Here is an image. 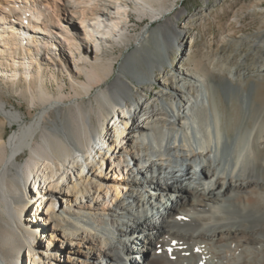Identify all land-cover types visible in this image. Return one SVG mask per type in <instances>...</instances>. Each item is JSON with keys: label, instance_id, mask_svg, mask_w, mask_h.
Returning <instances> with one entry per match:
<instances>
[{"label": "bare ground", "instance_id": "obj_1", "mask_svg": "<svg viewBox=\"0 0 264 264\" xmlns=\"http://www.w3.org/2000/svg\"><path fill=\"white\" fill-rule=\"evenodd\" d=\"M163 1L0 0V80L38 109L0 97V264H264V122L229 135L205 75L160 81L159 25L129 48L131 13L179 45Z\"/></svg>", "mask_w": 264, "mask_h": 264}, {"label": "rangeland", "instance_id": "obj_2", "mask_svg": "<svg viewBox=\"0 0 264 264\" xmlns=\"http://www.w3.org/2000/svg\"><path fill=\"white\" fill-rule=\"evenodd\" d=\"M163 5L170 8L166 16L171 17L172 23L182 31L179 45L174 43L177 34L173 30L171 33L168 27L164 28L162 18L152 21L145 16L138 20L131 13L129 48L136 45L134 36L144 27L159 25L157 30L166 51L160 81L170 84L171 75L178 68H192L205 75L214 88L229 135L234 133L235 127H251L258 119L264 122V0H164ZM148 47L160 59L161 48L153 37L149 39ZM120 52L125 53L124 46H116L113 56L117 57ZM232 69L236 72L235 83L249 93L246 101L241 99L240 92L225 83ZM4 82L7 81L0 80V97L7 100L8 106L14 104L30 119L37 107L28 113L26 97L13 92ZM160 86L156 81L148 83L146 98L152 99ZM13 130L8 124H0L3 137Z\"/></svg>", "mask_w": 264, "mask_h": 264}]
</instances>
